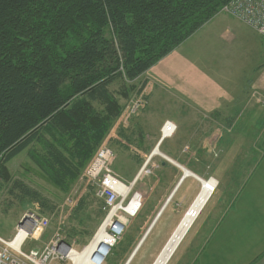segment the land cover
<instances>
[{"label":"trees","instance_id":"16d2710c","mask_svg":"<svg viewBox=\"0 0 264 264\" xmlns=\"http://www.w3.org/2000/svg\"><path fill=\"white\" fill-rule=\"evenodd\" d=\"M230 1L0 0V191L10 185L8 195L49 209L11 180L7 164L27 150L66 191L108 137L122 100L142 92L134 82ZM103 209L99 201V216Z\"/></svg>","mask_w":264,"mask_h":264},{"label":"rangeland","instance_id":"374dc122","mask_svg":"<svg viewBox=\"0 0 264 264\" xmlns=\"http://www.w3.org/2000/svg\"><path fill=\"white\" fill-rule=\"evenodd\" d=\"M251 30V28L245 26L236 17L220 10L219 14L213 20L204 25L191 39L186 41V43H183L184 45H180V47L160 60L134 82L137 86L141 84L145 85L142 92L145 91L144 97L146 98V104L135 116L149 104V98H147L149 92L152 90H162L164 94H167L164 95V97H168L166 101H172L175 104L176 102H180L184 107L196 105L197 108L204 109L205 112H202L206 113L208 112L209 105H207L208 103L204 104L203 100L200 98V95H202L207 97L205 100H214L216 107L228 111L231 113L230 116H233L235 119L236 117L246 118L245 108L243 107L244 103L240 100H234L232 97L230 98V94L235 92L232 91L233 87L230 81V74H226V72L218 73L217 70L218 64H226L228 66L231 60L236 61L238 59H243L242 62L246 60L245 48H235V46H246L245 44H239L237 40L232 44L234 47L230 48L228 47L230 45L225 42H229L228 38L233 33H237L238 38L244 37L247 33L249 38ZM253 32L255 35L262 38L256 31L253 30ZM255 39L251 41L253 44L258 42V40ZM183 62L188 64V74L187 72L185 74L182 73L181 65ZM228 69H230V66ZM182 75L186 76L184 81L181 80ZM120 86L121 84L118 81L110 88L113 91H117ZM130 92L131 95L129 98L122 100L123 109L115 122L116 125H121L118 120L128 104L142 93L134 95L132 94L133 91ZM236 93L241 95L245 92L244 90H239ZM229 100H231V103ZM202 118H204L206 122V148L212 156L219 158V150L214 147L211 140L212 134L218 133L224 138L225 136H232L235 130L227 127V122H224L226 117L217 120L216 123L212 115L204 114ZM245 121L246 120L243 122ZM258 127H260V125ZM241 130L242 128L239 129V131ZM241 133L242 132H238L237 136L233 135V138H230H232L234 144L238 143L240 139L243 141L241 143L243 149H238L236 153L240 156L243 155L244 158L246 153H249L245 144L248 143V141H246L248 137ZM247 133L250 134L251 132L247 131ZM257 135L258 133H254L253 137H249L251 139H258L260 135ZM101 145L109 147L114 155L118 154L119 159L121 156H128L130 160L133 158V151L128 150L124 152L125 150H121L120 148L121 151H119L115 145H108L105 141ZM231 154L233 153L228 152L225 158ZM206 160L208 162L209 160L216 159L209 157ZM209 162L212 163V161ZM137 165L138 164L134 163V170L137 169ZM127 166H129L128 169L130 170V168H132V162L127 163ZM241 166L242 165L239 167ZM153 169H155V166L148 163L146 168L147 173L143 174L137 181V184H135L133 192H138L143 206L137 217L129 221L120 241L114 247L111 255L104 264H125L164 206V190L158 189L154 192L149 190L151 181L150 176ZM198 169L196 164L194 172L197 174L201 170V175L205 177L201 178L195 175L196 177L204 181L212 180L216 183V187L219 186L217 180L218 175L213 166L206 163L200 166V170ZM7 170L11 180L20 181L28 188L37 192L41 198L46 200L49 209L43 210L42 212L39 204L27 199L22 201L17 200L14 196H10L7 193V188L10 185L4 186L0 191L1 239L9 241L14 234L15 227L19 220L27 214V212H34L48 218L49 226L45 234L39 240L28 241L24 245V252L40 251L53 236H59L78 251L90 241L104 216L98 215L99 201L101 200L96 196V185L85 178L84 170L77 180L69 184L66 191L60 190L39 172L28 158L27 150L23 151L9 162L7 164ZM232 171L235 170L233 169ZM222 172L225 171L223 170ZM223 174L224 173H222V175ZM227 180L228 179H226V181ZM199 190L200 183L197 181L193 182L192 186H186L179 190L178 194L169 202L166 209L162 212L158 221L129 264H152L154 262L179 221L186 215ZM81 200H84L83 207L79 212H76V208ZM214 200L215 199L211 201L203 213H201L202 211L199 213L168 264L183 263L195 238L207 225V217L213 209Z\"/></svg>","mask_w":264,"mask_h":264},{"label":"crops","instance_id":"0c3cea01","mask_svg":"<svg viewBox=\"0 0 264 264\" xmlns=\"http://www.w3.org/2000/svg\"><path fill=\"white\" fill-rule=\"evenodd\" d=\"M250 32L249 38L247 33L241 38L233 33L228 38L229 42H225L230 48L234 47L232 44L237 40L239 44H245L235 48H245L246 60L242 62L243 59L235 61L230 58L228 66L218 64L217 70L218 73L230 74L232 91H235L230 94V98L244 103L246 118L235 119L228 111L216 107L214 100H205L206 96L200 95L204 104L209 105L208 112L203 113L204 109L196 105L184 107L180 102L175 104L166 101L168 97H164L167 95L164 91L152 90L147 97V107L128 125L115 124L105 140L106 144L115 145L124 152L133 151L131 160L128 156L119 159L118 154L114 155L111 168L124 183H131L145 161L150 160L149 163L155 169L151 172L149 190H164L163 205L170 202L183 187L192 186L197 181L187 176L177 187L183 170L204 178L200 166L209 163L215 168L219 186L201 213L215 199L213 209L207 217V225L195 238L182 264H264V39L255 35L253 30ZM254 39L258 40L256 44L251 42ZM181 67L182 73L188 74V64L183 62ZM185 79L186 76L182 75L181 80ZM239 90L245 93L238 95L236 92ZM204 114L212 115L215 123L226 117L224 122L235 130L233 135L242 132L248 137V143L245 144L249 153L244 158L236 153L238 149H243L241 139L234 144L233 135L214 139V133L211 140L220 155L219 158L212 156L206 148ZM167 121L175 126V131L171 136L162 138L160 129ZM254 133L260 135L258 139L250 138ZM155 148L161 156L152 154ZM228 152L233 154L225 158ZM209 157L216 160L207 162ZM129 162H132L130 170L127 166ZM134 163L138 164L136 170L133 168ZM196 164L200 170L197 174L194 172Z\"/></svg>","mask_w":264,"mask_h":264},{"label":"built area","instance_id":"2783aa9c","mask_svg":"<svg viewBox=\"0 0 264 264\" xmlns=\"http://www.w3.org/2000/svg\"><path fill=\"white\" fill-rule=\"evenodd\" d=\"M221 11L236 17L264 39V0H231ZM144 94L145 91L128 104L118 120L121 125H128L146 104ZM174 131L175 126L165 122L160 134L162 138L169 137ZM215 136L217 139L220 135L216 133L213 138ZM113 160L111 149L101 145L84 169L85 178L96 185V196L104 204V217L90 241L81 250H76L59 236H53L40 251L24 252V245L28 241L39 240L49 226L48 218L27 212L19 220L20 225H16L9 241L0 238V264H104L120 241L129 221L141 211L143 202L133 189L141 176L147 173L150 161H145L135 180L124 183L111 168ZM76 257L82 258L75 262Z\"/></svg>","mask_w":264,"mask_h":264},{"label":"bare ground","instance_id":"6f19581e","mask_svg":"<svg viewBox=\"0 0 264 264\" xmlns=\"http://www.w3.org/2000/svg\"><path fill=\"white\" fill-rule=\"evenodd\" d=\"M152 152H153L152 153L153 155L161 156L157 148H155L154 151H152ZM186 174L189 175L188 173H186ZM215 188H216V183L214 181L202 180V182L200 183V190L197 193L194 200L192 201L189 210L187 211L186 215H184L182 217V219L179 221L176 228L174 229V231L172 232V234L170 235V237L168 238V240L166 241V243L164 244V246L162 247L161 251L159 252V254L157 255L156 259L154 260V262L152 264H168L171 257L174 255L177 248L179 247V245L181 244V242L183 241V239L187 235L188 231L192 227L195 219L198 217L199 213L201 212V210L206 205L209 197L215 191ZM165 204H164V206H165ZM161 211H162V209L160 210L158 215L160 213L162 214L163 211L162 212ZM80 258H82V257H76V258H74V261L77 262L80 260Z\"/></svg>","mask_w":264,"mask_h":264},{"label":"water","instance_id":"95a60500","mask_svg":"<svg viewBox=\"0 0 264 264\" xmlns=\"http://www.w3.org/2000/svg\"><path fill=\"white\" fill-rule=\"evenodd\" d=\"M217 136L214 137V139H216ZM186 173H188L189 175H187ZM187 176H191L193 177L194 179H196L199 183L202 182V180H200L199 178H197L196 176H194L193 174H191L190 172L186 171V170H183V176L181 178V180L179 181L177 187L179 186V184L181 183V181L187 177ZM177 187L175 188V190L177 189ZM174 190V192H175ZM168 203V202H167ZM166 203V204H167ZM165 204V206H166ZM165 206L162 208V211L164 210ZM161 211V212H162ZM161 214V213H160ZM160 214L158 216L155 217V219L153 220L152 224L150 225L149 229L146 231V233L144 234L142 240L140 241V243L138 244V246L135 248V250L133 251L131 257L129 258V260L126 262V264H129L130 261L133 259V257L135 256V254L137 253V251L139 250V248L141 247V245L143 244V242L145 241V239L147 238V236L149 235V233L151 232L152 228L154 227V225L156 224V222L158 221V218L160 217ZM19 225H20V222H18Z\"/></svg>","mask_w":264,"mask_h":264}]
</instances>
